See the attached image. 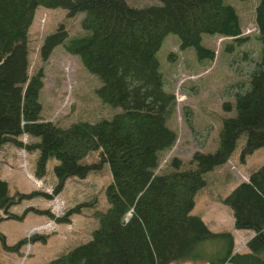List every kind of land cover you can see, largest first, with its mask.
<instances>
[{
	"label": "trees",
	"instance_id": "1",
	"mask_svg": "<svg viewBox=\"0 0 264 264\" xmlns=\"http://www.w3.org/2000/svg\"><path fill=\"white\" fill-rule=\"evenodd\" d=\"M159 1L135 8L124 0H0V146L37 148L36 174L42 173L45 159L54 157L60 181L83 177L90 167L78 160L97 150L111 175L105 190L109 205L96 213L97 227L90 239L41 264H264V164L221 200L232 212L234 228L253 231L246 251H232L229 232H212L200 217L190 214L206 174L229 158L240 137H245L241 156L264 150V0H258L254 10L261 57L253 61L246 80L232 85L233 106L222 103L234 113L222 120L215 149L193 153L191 167L190 161L183 165L172 158L158 172L160 153L175 140L166 125L175 100L163 87L156 58L163 38L176 35L178 48H192L198 61L211 60L214 53L201 45V34L242 39L238 15L223 0ZM37 6L61 7L68 15L83 12L84 33L62 45L98 77L101 101L119 109L109 119L66 128L37 120L41 73L28 77L25 60L26 29ZM65 37L63 27L46 35L41 56ZM237 72L241 74L240 69ZM21 134L38 140L23 143ZM9 204L6 182L0 179V219L10 217ZM207 242H215L224 253L208 257ZM0 243L15 248L7 247L1 234Z\"/></svg>",
	"mask_w": 264,
	"mask_h": 264
},
{
	"label": "rangeland",
	"instance_id": "2",
	"mask_svg": "<svg viewBox=\"0 0 264 264\" xmlns=\"http://www.w3.org/2000/svg\"><path fill=\"white\" fill-rule=\"evenodd\" d=\"M124 1L135 8L160 3L159 0ZM223 1L238 15L240 41L203 33L201 45L213 49L214 53L211 60L198 61L192 48L179 49L177 36L168 33L156 51L163 87L175 100L173 111L166 119V125L175 133V140L169 149L160 153L158 172L164 170L172 158H178L185 165L193 153L215 149L222 120L234 113L233 107L224 109L222 103L229 101L233 106L232 85L246 80L253 61L260 60L261 44L254 23L258 0ZM82 17L83 12L68 15L61 7L37 6L26 29V74L30 77L41 73L37 120L50 121L59 128L81 121L93 123L109 119L119 111L98 97L97 89L101 84L98 77L84 68L77 55L63 48L62 43L84 33L80 25ZM59 27L65 30V39L42 57L39 51L42 40ZM20 136L19 140L27 144L38 140V137L25 134ZM244 141L245 137H240L229 158L206 174L205 185L193 197L190 214L203 216L205 225L212 231L229 229L224 217L219 223L213 221L218 214L214 209L230 216L229 208L219 199L247 178L248 172L264 164L262 148L241 156ZM38 156L37 148L26 150L11 143L0 146V179L6 182L11 202L6 212L10 217L0 219V234L7 247H15L9 250L0 243V264L45 263L87 242L97 227L96 213L104 212L109 205L105 190L111 175L97 150L89 151L78 160L80 165L90 167L83 177L68 176L61 181L54 171L57 163L54 157L45 159L42 173H35ZM22 239L26 241L17 246ZM205 245L209 247L208 257L224 253L215 242Z\"/></svg>",
	"mask_w": 264,
	"mask_h": 264
},
{
	"label": "crops",
	"instance_id": "3",
	"mask_svg": "<svg viewBox=\"0 0 264 264\" xmlns=\"http://www.w3.org/2000/svg\"><path fill=\"white\" fill-rule=\"evenodd\" d=\"M251 172V171H250ZM250 172H248V173H250ZM247 177H248V174H247ZM247 180V178H243L241 181H239V182H242V181H246ZM238 184V183H237ZM236 184V185H237ZM235 185V186H236ZM234 186V187H235ZM233 187V188H234ZM233 188H231L230 189V191L233 189ZM229 191V192H230ZM228 192V193H229ZM227 193V194H228ZM227 194H225L222 198H220L219 200H220V202L222 203V199L227 195ZM225 205V204H224ZM227 206V205H226ZM228 207V206H227ZM230 210V209H229ZM214 212H217L218 214H217V216L213 219V221H217L218 223L221 221V219L224 217L225 218V220H226V222H227V224H228V227H229V229H228V231L227 232H229L230 234H231V236H232V244H233V246H232V251H234V252H244V251H246V247H245V242L253 235V231L252 230H248V229H236V228H234V225H233V216H232V212L230 211V216H228V214H227V212H225V211H222V210H219V209H214L213 210ZM198 217H200V219L202 220V222L204 223V217L203 216H198ZM205 224V223H204ZM206 226V225H205ZM207 227V226H206ZM208 228V227H207ZM209 229V228H208ZM210 230V229H209ZM210 231H212V230H210ZM212 232H221V231H217V230H214V231H212ZM241 241V245L239 244V242ZM234 245H237V246H239L238 247V249H237V247H235L234 248ZM233 248L235 249V250H233Z\"/></svg>",
	"mask_w": 264,
	"mask_h": 264
},
{
	"label": "water",
	"instance_id": "4",
	"mask_svg": "<svg viewBox=\"0 0 264 264\" xmlns=\"http://www.w3.org/2000/svg\"><path fill=\"white\" fill-rule=\"evenodd\" d=\"M125 221V220H124Z\"/></svg>",
	"mask_w": 264,
	"mask_h": 264
}]
</instances>
